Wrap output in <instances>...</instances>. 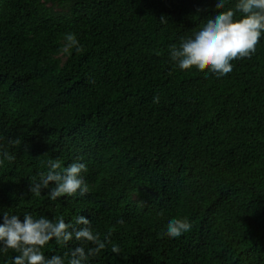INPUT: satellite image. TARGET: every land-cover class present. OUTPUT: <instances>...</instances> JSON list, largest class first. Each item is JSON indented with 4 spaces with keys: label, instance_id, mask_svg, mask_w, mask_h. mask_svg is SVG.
Masks as SVG:
<instances>
[{
    "label": "trees",
    "instance_id": "trees-1",
    "mask_svg": "<svg viewBox=\"0 0 264 264\" xmlns=\"http://www.w3.org/2000/svg\"><path fill=\"white\" fill-rule=\"evenodd\" d=\"M222 10L213 0H0V152L14 157H0V210L85 215L108 237L89 264H264V37L221 77L168 55ZM67 33L79 51H60ZM49 159L86 163L90 191L56 201L28 191ZM171 217L191 228L168 237Z\"/></svg>",
    "mask_w": 264,
    "mask_h": 264
},
{
    "label": "clouds",
    "instance_id": "clouds-1",
    "mask_svg": "<svg viewBox=\"0 0 264 264\" xmlns=\"http://www.w3.org/2000/svg\"><path fill=\"white\" fill-rule=\"evenodd\" d=\"M213 4L216 9L224 10L205 17L204 23L178 46L169 45V58L182 71L207 67L211 74L224 76L233 69L231 61L250 56L264 37V0H235L234 7H226V0H213ZM64 41L61 52L79 51L74 34L67 33ZM158 101L159 97L154 96L153 103ZM0 157L14 159L6 151L0 152ZM47 169L40 174L38 182L29 183L28 191L39 194L46 190L44 194L50 201L84 197L90 191L84 177L87 165L83 161L74 160L61 167L59 160L49 159ZM190 228L187 218L171 217L166 221L164 233L175 238ZM49 241L57 245L78 243L69 252L46 256L42 249ZM107 242L108 237L101 239L90 219L82 214L74 222H66L62 216L34 218L30 213L19 215L0 210V254L9 249L18 253L11 257V264H89V258L105 249ZM111 251L118 253L119 246L113 244Z\"/></svg>",
    "mask_w": 264,
    "mask_h": 264
}]
</instances>
